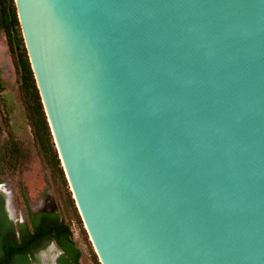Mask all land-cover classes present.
<instances>
[{
	"label": "water",
	"instance_id": "obj_1",
	"mask_svg": "<svg viewBox=\"0 0 264 264\" xmlns=\"http://www.w3.org/2000/svg\"><path fill=\"white\" fill-rule=\"evenodd\" d=\"M100 264H264V0H14Z\"/></svg>",
	"mask_w": 264,
	"mask_h": 264
},
{
	"label": "trees",
	"instance_id": "obj_2",
	"mask_svg": "<svg viewBox=\"0 0 264 264\" xmlns=\"http://www.w3.org/2000/svg\"><path fill=\"white\" fill-rule=\"evenodd\" d=\"M0 33L5 37L13 61L20 100L40 162L52 179L53 184H58L54 185H57L55 189L59 192V197L63 198V202L68 208L71 207L70 210L73 218L79 223L82 233L88 239L54 145L24 44L14 0H0ZM4 91L5 86L0 71V108L4 112L3 125L0 124V181L11 176L15 179V183L19 186L18 189L20 191L22 184L20 175L27 168L29 154L24 142L18 139L12 130L6 113L7 104L3 95ZM91 251L95 263L100 264L92 248Z\"/></svg>",
	"mask_w": 264,
	"mask_h": 264
},
{
	"label": "flooded vegetation",
	"instance_id": "obj_3",
	"mask_svg": "<svg viewBox=\"0 0 264 264\" xmlns=\"http://www.w3.org/2000/svg\"><path fill=\"white\" fill-rule=\"evenodd\" d=\"M8 179L12 177L0 181V264H82V249L71 225L60 214L53 186L44 192L42 204L34 208L23 181L22 202H18L19 186L7 184ZM88 241L91 250L89 237Z\"/></svg>",
	"mask_w": 264,
	"mask_h": 264
},
{
	"label": "rangeland",
	"instance_id": "obj_4",
	"mask_svg": "<svg viewBox=\"0 0 264 264\" xmlns=\"http://www.w3.org/2000/svg\"><path fill=\"white\" fill-rule=\"evenodd\" d=\"M0 71L5 86V91L3 95L7 104V117L10 120L11 127L15 136L24 142L29 154V162L27 168L24 170V172L21 173L20 179L23 181L24 185L27 188L30 204L34 208L39 207L43 202L44 192L46 191V189H48V187L53 186L54 197L56 199V203L58 204L60 214H62L66 221L71 225L76 241L82 249V264H96L94 261L93 253L91 252L88 245V239L82 233L79 223L75 221L71 214V207L68 208L63 202V198L59 197V192L55 189L57 188L58 184H53L52 179L46 173L44 167L40 162V159L33 144L32 134L25 117L24 108L20 100L16 71L8 46L6 44L5 37L2 33H0ZM3 116L4 112L0 108L1 125H3ZM6 181L7 184L11 183L12 186L17 188V184L15 183L14 178L8 179ZM16 191L18 202H22L21 192L18 188Z\"/></svg>",
	"mask_w": 264,
	"mask_h": 264
}]
</instances>
